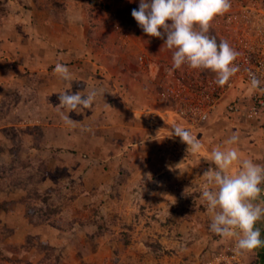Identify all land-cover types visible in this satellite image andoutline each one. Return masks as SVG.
I'll list each match as a JSON object with an SVG mask.
<instances>
[{
	"label": "rangeland",
	"instance_id": "1",
	"mask_svg": "<svg viewBox=\"0 0 264 264\" xmlns=\"http://www.w3.org/2000/svg\"><path fill=\"white\" fill-rule=\"evenodd\" d=\"M139 3L0 0V264H264V247L240 252L234 238L210 231L213 213L201 195L203 173L215 167L213 149L257 154L242 146L238 123L194 128L203 147L193 152L172 134L175 122L164 111H155L157 135L134 119L130 108L154 106L152 87L157 91L172 61L166 36L145 34L132 17ZM227 16L238 23L226 27ZM257 23L264 27V0H231L209 34L220 41ZM48 45L75 50L60 62L79 76L96 74L98 106L58 108L59 92L76 93L85 83L73 72L71 82L54 72ZM142 52L149 55L146 67L137 61ZM53 119L71 129L70 137L47 126ZM119 131L127 132L123 143ZM233 133L239 141L226 145ZM104 136L115 143L103 145ZM64 142L69 147L54 146ZM256 227L264 240V220Z\"/></svg>",
	"mask_w": 264,
	"mask_h": 264
},
{
	"label": "clouds",
	"instance_id": "2",
	"mask_svg": "<svg viewBox=\"0 0 264 264\" xmlns=\"http://www.w3.org/2000/svg\"><path fill=\"white\" fill-rule=\"evenodd\" d=\"M231 9V0H140L138 9L131 11L132 17L143 32L149 36L164 39V45L172 50L170 72L188 66L192 69L210 70L215 73L217 83L224 86L240 70L235 64L240 53L226 40L218 41L210 35L213 19ZM54 72L65 81H73L66 64L57 63ZM253 89L260 88V80L250 73ZM264 91V89H261ZM97 91L87 94L59 92L60 109L76 111L78 108L91 109ZM62 119L72 124L69 115ZM175 136L188 145V149L198 152L202 143L191 130L177 124L172 126ZM239 141L237 133L225 142L234 145ZM215 165L203 173L205 183L201 195L213 213L210 231L222 238H234L240 252H251L264 247L258 221L264 220V203L260 200L264 189V165L251 158H242L235 147H217L211 152ZM236 166V171L231 169Z\"/></svg>",
	"mask_w": 264,
	"mask_h": 264
},
{
	"label": "built area",
	"instance_id": "3",
	"mask_svg": "<svg viewBox=\"0 0 264 264\" xmlns=\"http://www.w3.org/2000/svg\"><path fill=\"white\" fill-rule=\"evenodd\" d=\"M225 19L226 27L238 23L231 16ZM241 29L238 32L234 30V36L223 39L240 53L235 61L240 70L224 86L215 83L216 75L210 70L192 69L185 65L170 72L172 61L167 64L156 82V92L160 99L174 105L163 112L167 119L170 118V123L181 125L178 121L182 119L184 125L181 126L193 130L207 122L221 107L228 114L244 115L248 119L259 116L264 109V91L261 90L264 89V27L257 23ZM137 61L146 67L150 64L149 55L142 52ZM250 73L260 80V88L251 87ZM240 84L250 87V93L232 96V91Z\"/></svg>",
	"mask_w": 264,
	"mask_h": 264
},
{
	"label": "crops",
	"instance_id": "4",
	"mask_svg": "<svg viewBox=\"0 0 264 264\" xmlns=\"http://www.w3.org/2000/svg\"><path fill=\"white\" fill-rule=\"evenodd\" d=\"M45 47H47V46H45ZM27 49H29V48H25V50H23V48H20L19 49L20 54L24 55L25 58H27V59H29V58L34 59L35 53H32L30 49L27 51ZM44 49H45V51H44L45 56H47L48 59L49 58L54 59V61H56L57 63H61L60 62L61 59H67V58L71 59L72 55H70V52H76L75 50H72V51L68 50L66 52H60V51H58V48H56L54 46L50 47L49 45L47 48H44ZM25 52H27V53L24 54ZM95 63L96 62H94L95 67H98V66L104 67L105 66V68H107V66L104 64L97 65ZM37 64L40 65L39 62H37ZM141 66H139V68ZM70 71L73 72L74 75H76L75 78L80 79L82 82L85 83V87L80 89L78 92H80L81 94H87L88 92H90L92 90L97 91L98 95L96 97L95 103H96V106H98L101 102V99H100L101 96H99V95L103 91L100 89V86H98L99 80H97V77H95L96 74L94 76H93V73L84 75V73L82 72L83 73L82 76H79L76 72H74L72 70H70ZM159 72H162V70H159ZM119 83H121V82H119ZM140 89H141V86L138 85V86H136L135 91L140 90ZM152 89H153L152 98L155 101L154 106H153V103H151L149 105H146L143 109H141V111H138V108H130V110L132 111V114L135 117L134 119L142 121L143 123H145L147 125L146 129L148 132H150V133L156 132L155 135H157V133H158L157 131L160 129V127H157V125L153 126L154 120H157V118L155 116V111L157 110L158 112H160V111L163 112L168 108H173L174 105L168 100H163V99H160L159 97H157L158 95L156 93V89L153 87H152ZM250 91H251L250 87L240 84V85H238V87H236V89H234L232 91V96L241 95V94L247 95ZM150 98H151V96H150ZM245 100H246V97H245ZM144 111H146V112H144ZM137 113H138V115H137ZM66 115H68V113ZM218 120H223L225 123L226 122L229 123V125H231L230 123L237 122L238 128L240 129L239 131L242 132L244 135H246V142L242 143V146L243 147L245 146L244 149H246V150H249V147L255 149L257 151V154L252 155L253 153H251L252 156L251 155L250 156L253 158L255 163L264 165V109L261 110V112L257 118L250 120V119L246 118V116H244V115L228 114L226 111H224L223 107H221L210 117V119L207 122L200 124L199 126H197L198 128H196V129L198 131H200L201 127L206 126L204 124H207V123L210 124V123H212L214 121H218ZM178 122L181 123V125H184V123H183L184 120L180 119V121H178ZM47 126L49 128L54 129L55 132H59V131L63 132V134L65 135V137L67 136V138L70 137V134H72L71 129H68L66 126H60L59 124H56L54 119L51 121L48 120ZM183 127H185V126H183ZM194 130H191V132L193 131L192 133H194ZM123 133L124 134H121V132L119 131V137L118 138L121 137L120 138L121 143H123L125 141V137H126L125 134H127V132L124 131ZM150 137L151 136L149 135V137L147 139L150 140L151 139ZM60 138H61L60 136H58V137L56 136L54 139L57 141H61ZM93 140H95V139H93ZM109 141L110 140L106 136H104V138L101 140L103 145H107L110 142L115 143L114 142L115 140H112L110 142ZM54 146L65 147V148L69 147V145L66 142H64L62 145L59 143V144H55ZM121 147H122V144L121 145L118 144V148H121ZM262 189H264L263 186H262ZM261 196H264V191L261 192Z\"/></svg>",
	"mask_w": 264,
	"mask_h": 264
},
{
	"label": "trees",
	"instance_id": "5",
	"mask_svg": "<svg viewBox=\"0 0 264 264\" xmlns=\"http://www.w3.org/2000/svg\"><path fill=\"white\" fill-rule=\"evenodd\" d=\"M32 212H33V209L30 207V208L28 209V213L32 214Z\"/></svg>",
	"mask_w": 264,
	"mask_h": 264
}]
</instances>
